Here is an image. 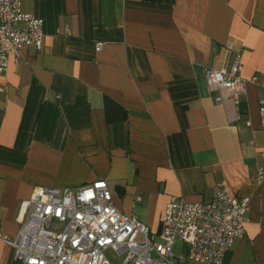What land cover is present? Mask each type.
<instances>
[{
  "label": "crops",
  "instance_id": "obj_1",
  "mask_svg": "<svg viewBox=\"0 0 264 264\" xmlns=\"http://www.w3.org/2000/svg\"><path fill=\"white\" fill-rule=\"evenodd\" d=\"M21 9L42 20L43 37L0 74V235L16 236L36 187L105 180L116 209L156 233L171 198L208 203L223 181L249 198V222L222 264H264V185L253 182L264 165V0H21ZM236 53L246 93L216 103L205 70L227 69ZM0 264H18L2 241Z\"/></svg>",
  "mask_w": 264,
  "mask_h": 264
},
{
  "label": "built area",
  "instance_id": "obj_2",
  "mask_svg": "<svg viewBox=\"0 0 264 264\" xmlns=\"http://www.w3.org/2000/svg\"><path fill=\"white\" fill-rule=\"evenodd\" d=\"M42 26L41 19L22 12L21 0H0V74L10 57L20 58L23 48L41 49ZM100 48L97 44L96 50ZM240 71V53L234 54L227 69L205 70L216 103H240L247 83ZM259 116L264 128V99ZM261 155L264 158V150ZM253 182L257 188L264 185V165L257 168ZM248 210L249 198L231 196L222 181L208 203L171 198L159 231L152 233L138 218L116 209L105 180L77 188L36 187L20 204L16 236L0 235V241L11 248L12 260L18 264H111L109 250L120 264H222L245 233ZM177 242L186 246L180 249L185 256L174 253Z\"/></svg>",
  "mask_w": 264,
  "mask_h": 264
},
{
  "label": "rangeland",
  "instance_id": "obj_3",
  "mask_svg": "<svg viewBox=\"0 0 264 264\" xmlns=\"http://www.w3.org/2000/svg\"><path fill=\"white\" fill-rule=\"evenodd\" d=\"M186 249L185 245H182L181 243L177 242L174 248V253L175 254H183L184 256L186 255L185 252H180V249ZM107 258L110 260L111 264H120V258L111 250L106 252Z\"/></svg>",
  "mask_w": 264,
  "mask_h": 264
},
{
  "label": "trees",
  "instance_id": "obj_4",
  "mask_svg": "<svg viewBox=\"0 0 264 264\" xmlns=\"http://www.w3.org/2000/svg\"><path fill=\"white\" fill-rule=\"evenodd\" d=\"M105 106H106V109L114 107V109L117 110L118 114H117L116 119H124L125 118V116H126L125 111L120 106H118L117 104H115V103L111 102L110 100L106 99L105 100ZM114 119L115 118L110 117V115L108 114V117H107L108 122H111Z\"/></svg>",
  "mask_w": 264,
  "mask_h": 264
}]
</instances>
